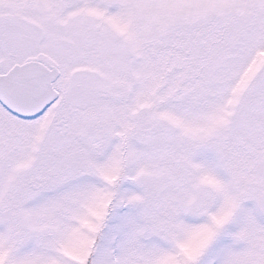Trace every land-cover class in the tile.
<instances>
[{"label":"snow or ice","instance_id":"obj_1","mask_svg":"<svg viewBox=\"0 0 264 264\" xmlns=\"http://www.w3.org/2000/svg\"><path fill=\"white\" fill-rule=\"evenodd\" d=\"M0 264H264V0H0Z\"/></svg>","mask_w":264,"mask_h":264}]
</instances>
